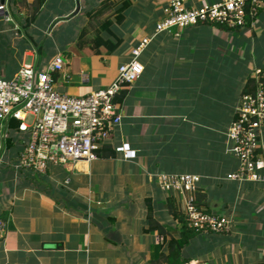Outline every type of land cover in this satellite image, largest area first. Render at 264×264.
Here are the masks:
<instances>
[{
	"label": "crops",
	"instance_id": "0c3cea01",
	"mask_svg": "<svg viewBox=\"0 0 264 264\" xmlns=\"http://www.w3.org/2000/svg\"><path fill=\"white\" fill-rule=\"evenodd\" d=\"M125 2L123 21L103 29ZM0 4L9 18L0 15V75L10 78L27 63L45 69L59 53L67 64L53 72L54 86L72 96L106 88L130 48L151 37L137 57L141 74L115 97L121 121L102 146L111 156L32 173L15 167L27 132H0V264H167L169 240L185 231L181 208L178 219L167 205L176 198L158 188L156 173L198 175L201 208L232 220L229 233L192 235L181 264H264V183L226 179L238 169L227 129L241 93L253 88L252 72L264 69V4L253 26L247 18L236 29L195 24L158 33L165 0ZM97 31L121 40L109 55L90 46ZM123 142L131 159L114 150ZM257 154L264 160V126Z\"/></svg>",
	"mask_w": 264,
	"mask_h": 264
},
{
	"label": "built area",
	"instance_id": "2783aa9c",
	"mask_svg": "<svg viewBox=\"0 0 264 264\" xmlns=\"http://www.w3.org/2000/svg\"><path fill=\"white\" fill-rule=\"evenodd\" d=\"M188 2L165 0L155 32L182 30L195 24L236 29L244 27L247 18L253 26L264 4V0H219L199 6ZM0 15L9 19L4 4H0ZM150 39L144 36L130 48V60L118 67L116 78L106 88L85 96L68 95L55 88L52 74L63 71L67 64L59 53L45 69L27 63L10 78L0 75L1 135L5 138L9 118L19 121V132H27L15 167L40 174L49 164L96 160L97 151L121 121L115 97L141 74L143 67L137 57ZM251 76L253 88L241 93L226 132L228 149L238 160V169L227 174L226 179L264 183V160L257 154L260 129L264 126V69H255ZM114 150L126 160L134 156L125 142ZM153 177L160 190L176 198L188 228L200 233L232 231V220L226 213L206 211L197 204L198 175L156 173Z\"/></svg>",
	"mask_w": 264,
	"mask_h": 264
},
{
	"label": "trees",
	"instance_id": "16d2710c",
	"mask_svg": "<svg viewBox=\"0 0 264 264\" xmlns=\"http://www.w3.org/2000/svg\"><path fill=\"white\" fill-rule=\"evenodd\" d=\"M125 8H127V3H122L121 6L117 7L116 10H114L111 19L108 18L106 19V21L103 24V29L108 30L109 26H111L113 23H121L124 19V13L123 11L125 10ZM38 7H34L33 8V14H35L37 12ZM103 31H97V33L91 38L90 43L92 46V48H95V50L97 52H100V54H102V56H106L109 55L110 53H112L115 48L117 47V44H119L121 42V40L119 38H115L113 36L111 37H103L102 35ZM115 38V39H114ZM102 52V53H101ZM253 81V80H252ZM251 90H243V92H250ZM119 97V98H118ZM122 95H117L116 99H121ZM18 124L19 121L17 119H13V118H9L7 125L5 127V129L7 130V132L11 129V130H18ZM104 148L101 147L98 151H97V155H103V156H108L110 154V156L113 153V151L107 150L106 152H103ZM196 202L199 206H204L206 204V195L204 192H200L197 190L196 194ZM168 208L170 211H173L171 213H174V215L180 219L179 213L177 211V207L179 206L177 202L174 201V198L172 197L171 199H169L168 203ZM183 219V217H182ZM183 222V220H182ZM183 224V230L185 231L183 233V235L181 237H179L178 239H170L169 241V252L168 254L164 257V260L167 264H181V262L183 261V259L181 258V249L182 247L186 244V242L188 241V239L194 235L197 231H195L194 229L188 228L184 223ZM154 254V253H153ZM152 261V259H151Z\"/></svg>",
	"mask_w": 264,
	"mask_h": 264
},
{
	"label": "rangeland",
	"instance_id": "374dc122",
	"mask_svg": "<svg viewBox=\"0 0 264 264\" xmlns=\"http://www.w3.org/2000/svg\"><path fill=\"white\" fill-rule=\"evenodd\" d=\"M4 42L2 41V42H0V44H3Z\"/></svg>",
	"mask_w": 264,
	"mask_h": 264
}]
</instances>
